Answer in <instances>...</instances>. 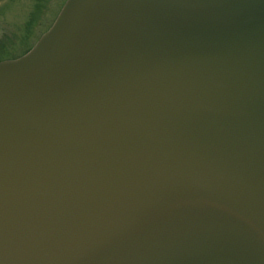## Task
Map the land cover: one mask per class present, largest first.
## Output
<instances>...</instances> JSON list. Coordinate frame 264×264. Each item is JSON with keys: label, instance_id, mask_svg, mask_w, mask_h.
Wrapping results in <instances>:
<instances>
[{"label": "water", "instance_id": "water-1", "mask_svg": "<svg viewBox=\"0 0 264 264\" xmlns=\"http://www.w3.org/2000/svg\"><path fill=\"white\" fill-rule=\"evenodd\" d=\"M0 264H264V0H65L0 61Z\"/></svg>", "mask_w": 264, "mask_h": 264}, {"label": "rangeland", "instance_id": "rangeland-1", "mask_svg": "<svg viewBox=\"0 0 264 264\" xmlns=\"http://www.w3.org/2000/svg\"><path fill=\"white\" fill-rule=\"evenodd\" d=\"M64 2L65 0H0V49L4 52L0 53V58L14 59L26 47L31 48L52 24ZM34 12L36 17L26 33L27 29L24 28Z\"/></svg>", "mask_w": 264, "mask_h": 264}, {"label": "trees", "instance_id": "trees-1", "mask_svg": "<svg viewBox=\"0 0 264 264\" xmlns=\"http://www.w3.org/2000/svg\"><path fill=\"white\" fill-rule=\"evenodd\" d=\"M35 17H36V12H34V13L31 14L30 19H29V22L27 23V25H26L25 28H24V30L27 29L26 33H27L28 30H29L28 28L31 27V23L33 22V20L35 19ZM21 42H23V41H21ZM27 49L29 50L30 47H26L24 50L21 51L20 54H18L17 56H15L14 59H16V58L22 56L23 54H25V52L28 51ZM1 52H2V49H0V53H1ZM2 53H4V52H2ZM1 59H2V58H0V60H1ZM2 60H3V59H2ZM7 60H9V59H7Z\"/></svg>", "mask_w": 264, "mask_h": 264}]
</instances>
